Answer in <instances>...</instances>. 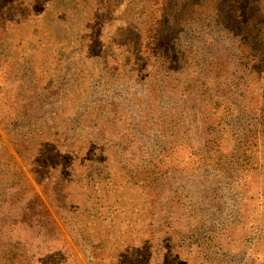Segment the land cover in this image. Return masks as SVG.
Returning a JSON list of instances; mask_svg holds the SVG:
<instances>
[{
	"label": "rangeland",
	"instance_id": "obj_1",
	"mask_svg": "<svg viewBox=\"0 0 264 264\" xmlns=\"http://www.w3.org/2000/svg\"><path fill=\"white\" fill-rule=\"evenodd\" d=\"M135 1L136 14L149 8L150 0ZM130 2L114 0L107 13L103 0H0V154H15L86 264H148L156 246L157 253L172 247L175 264H264V165L255 173L229 165L233 159L222 171L206 164V150L197 151L190 126L181 124L180 75L161 76L150 66L152 78L144 87L135 81L129 32L138 28L121 17ZM198 2L176 0L172 8L193 11ZM232 7L222 4L218 10L223 23L234 16ZM201 9L210 21L212 0ZM76 16L80 21L73 24ZM223 23L218 28L233 43L231 65L244 62L235 73L240 102L256 109L247 96H258L262 85L253 79L254 64H261L253 52L237 50L242 26ZM92 34L94 44H79L81 35ZM201 54L197 59L206 62L207 53ZM112 100L130 112L137 135L148 148H157L153 153L162 151L174 162L192 158L194 165L186 161L181 173L174 171L169 189L175 203L155 227L148 188L124 166L128 144L121 137L112 139L121 147L103 139L102 116L116 106ZM230 126L210 117L205 123L209 144L234 141L229 131L225 134ZM219 174L224 201L198 197L200 187L202 194L206 188L213 193ZM211 226L220 231H210Z\"/></svg>",
	"mask_w": 264,
	"mask_h": 264
},
{
	"label": "trees",
	"instance_id": "obj_2",
	"mask_svg": "<svg viewBox=\"0 0 264 264\" xmlns=\"http://www.w3.org/2000/svg\"><path fill=\"white\" fill-rule=\"evenodd\" d=\"M112 1L114 0H103L107 13ZM174 1L176 0H150L149 8L136 14L137 1L134 0L121 14L126 24L138 28L129 32L133 41L130 46L134 54L131 62L136 67L133 74L135 81L144 87L152 78L147 72L150 66H155L161 76L180 75L177 108L181 113V124L190 126L197 151L206 150V164L212 163L222 171L223 168L228 169L225 161L233 159L228 162L229 165L234 163L238 168L256 173L264 165V18L258 20L264 17V0H212L210 21L203 19L201 7L211 0H200L201 2L195 3V10L187 11L184 8L183 13L172 8L175 6L172 5ZM184 2L187 4L191 0ZM222 4L228 8L232 5L234 7V16L224 18V23L222 16L218 14ZM76 17L70 20L73 24L74 20L80 21L79 16ZM221 23L233 25L237 29L242 26V42L236 43L237 50L247 49L253 52L261 64H254L257 68L255 78L258 75L260 78L253 79L262 85L258 96H247L256 105V109L247 110L240 102L239 82L235 73L237 64L244 62L236 60L235 68L231 65L234 63L230 56L232 54H229L233 47L232 38L224 35L218 28ZM93 31L97 35L96 27ZM85 41L90 46L95 43V36L81 35L79 44L82 46ZM168 41L173 43L172 49L169 48ZM245 41H254L256 47ZM199 51H202L201 55L207 53L206 62L201 63L197 59ZM111 104L116 106L108 108L102 116L103 139L120 146V142L116 141L121 137L128 144L124 145L127 159L124 166L131 169L142 187L148 188L152 205L149 208L152 213L150 220L155 227L163 217L171 214L175 200L170 195L169 187L175 172L181 173V164L186 161L194 165L192 158H181L179 162H174L169 154L162 151L153 153L157 148H148L137 135L130 122V112L123 110L125 108H121L117 100H112ZM118 108L122 111L117 110ZM208 111L216 112L208 116ZM210 117L215 122L230 121L231 126L226 128L228 130L225 134L229 131L230 138L234 141L229 140L228 144L217 142L220 145L216 141L209 144L205 123ZM171 148L174 151L175 147ZM154 156L157 158L154 159ZM197 175L199 174L195 176ZM228 178L224 176L225 180ZM198 180L196 178L195 181ZM222 182V174H219L218 180L212 184L213 193L206 188L203 189L206 194H202L200 187L195 189L197 196L204 200L224 201ZM10 191L13 192L8 193ZM178 201H181V196ZM214 230L220 231V228L211 226L210 231ZM161 237L159 232L155 236L159 239V245ZM157 249L158 246L154 248L148 264H175L172 247L161 253H157ZM0 264H86L71 246L48 203L25 174L13 152L0 154Z\"/></svg>",
	"mask_w": 264,
	"mask_h": 264
},
{
	"label": "water",
	"instance_id": "obj_3",
	"mask_svg": "<svg viewBox=\"0 0 264 264\" xmlns=\"http://www.w3.org/2000/svg\"><path fill=\"white\" fill-rule=\"evenodd\" d=\"M86 254H87V256H89L90 255V251L86 250Z\"/></svg>",
	"mask_w": 264,
	"mask_h": 264
}]
</instances>
